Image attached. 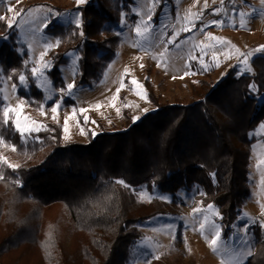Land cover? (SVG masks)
Segmentation results:
<instances>
[{"label":"trees","instance_id":"16d2710c","mask_svg":"<svg viewBox=\"0 0 264 264\" xmlns=\"http://www.w3.org/2000/svg\"><path fill=\"white\" fill-rule=\"evenodd\" d=\"M87 10L92 13L83 17L82 35L73 24L54 22L47 28L59 41L51 51L56 83L70 51L79 54L78 86L102 80L116 57L121 41L117 17L107 2ZM6 29L0 22V38L11 34L3 33ZM16 36L14 31L10 39ZM20 60L2 42L4 71L19 68ZM253 83L258 92H250ZM201 85L204 90H197L198 98L189 104H162L149 91L156 110L137 123L128 121L123 131H104L88 142L63 144L62 130L54 123L25 142L11 120L3 123L0 109V137L17 151L13 164L7 161L18 166L0 163V263L32 264L37 254L46 264H127L133 243L142 236L138 224L174 213L159 199L141 202L133 189L144 185L174 193L183 185L200 184L228 234L249 194L250 133L264 121V52L251 60L249 72L238 76L232 70L216 84ZM77 249L80 256L73 254ZM248 264H264V241Z\"/></svg>","mask_w":264,"mask_h":264},{"label":"rangeland","instance_id":"374dc122","mask_svg":"<svg viewBox=\"0 0 264 264\" xmlns=\"http://www.w3.org/2000/svg\"><path fill=\"white\" fill-rule=\"evenodd\" d=\"M99 1L107 2L109 12L118 19L116 31L121 41L115 59L102 80L78 86L79 54L70 51L67 55L69 62L59 68L60 81L56 83L51 75L55 67L51 51L57 47V39L47 33V28L54 22L76 25L75 21L81 19L83 23L87 7L97 5ZM261 2L156 0L153 6V0H85L84 3H78V0H0V17L5 18L0 22L7 27L3 33L17 31L15 40L10 39L11 34L0 38V46L7 41L16 50L22 64L9 74L0 64V97L4 105L20 112L22 126L37 128L32 134L36 135L35 138L48 123L60 126L63 144L88 142L104 131H123L128 121L137 123L156 110L149 91L159 97L162 104H189L198 98L199 91L204 90L202 81L216 84L232 70L238 76L249 72L251 60L262 53L256 49L264 46V36L247 33L256 26L251 16L264 20ZM9 7L15 11H8ZM58 7L62 8L61 11ZM234 9L237 13L246 14L244 27L240 26L239 16L233 23ZM217 10L219 14H215ZM87 13L91 15L92 12L89 10ZM149 14L151 22L147 21ZM192 21L195 23L189 29ZM214 21L223 23L215 24ZM146 23L147 32L144 31ZM222 25H227L230 30L219 32ZM137 26L141 28V35L135 31ZM209 33L219 41L230 43L226 47L218 40L209 39ZM48 44L53 47L49 49ZM236 49L246 56L251 53L247 56V63H242L245 57H238ZM225 52L230 53L231 58L225 56ZM193 57L200 59L197 61ZM33 67L39 72L33 74ZM13 75L16 77L13 78ZM21 75L26 77L23 85L19 83ZM133 79L146 89L147 100L135 94L131 84ZM73 82L75 87L71 94L60 92L66 84ZM21 100L23 105H20ZM56 104L59 107L53 113L51 108ZM10 115L14 116L13 113ZM125 115H129V119L126 120ZM65 126L67 132L64 131ZM32 136L27 141L32 140ZM250 139L246 184L249 194L242 200L229 233L225 234L220 211L213 202L206 201L207 195L200 184L183 185L174 193L149 189L144 185L133 189L141 202L149 204L159 199L167 202L174 209L170 207L168 211L174 213L159 214L138 224L142 236L133 243L127 264H152L155 261H160V264H236V258L243 254L239 239L245 235L242 230L244 225H248L250 242L255 241L251 254L241 262L248 264L257 251L258 242L264 241V228L260 226L264 222V121L251 131ZM13 152L16 154L17 151H13L12 146L0 145V156L3 154L5 160H10L12 164V157L17 158ZM209 205L213 207L209 208ZM201 223H205L203 232L200 230ZM213 225L220 231L218 250L215 252L209 244L214 237ZM80 251L77 249L73 254L79 255ZM34 255L32 264H46L44 258ZM22 264L31 263L24 260Z\"/></svg>","mask_w":264,"mask_h":264},{"label":"snow or ice","instance_id":"6c2138e0","mask_svg":"<svg viewBox=\"0 0 264 264\" xmlns=\"http://www.w3.org/2000/svg\"><path fill=\"white\" fill-rule=\"evenodd\" d=\"M84 2H85V0H78V3H84ZM155 3H156V0H153V6H155ZM262 3H264V0H262ZM205 7H207V4H205ZM8 11H10V12H14L15 9L9 7ZM233 13H234V16H233V23L235 24V17H236V16H239V19H240V21H241L240 26H241V27H244V23H243V22H244V20H245L246 14H245L244 12H238V13H237V12H235V9L233 10ZM215 14H219V11L217 10ZM79 15H80V14H77V16H79ZM0 19H5V18H4V17H0ZM13 19H15V17H13ZM151 19H152L151 14H149V15H148V18H147V21H148V22H151ZM194 23H195V21H192V22L189 23V26H188L189 29H191V27L194 25ZM213 23H215V24H222L223 22H222V21H214ZM75 24H76V27H77V28H80V29H81L80 34L82 35V34H83V32H82V28H83L82 20H81V19H77V20L75 21ZM9 26H11V21H9ZM148 30H149V29H148V23H146V24H145L144 31L147 32ZM135 31H136L137 35H141V34H142V33H141V28H140L139 26L136 27ZM208 37H209V39H213V40H218V41H219V38L212 37L210 33L208 34ZM172 42H174V41H172ZM219 43L224 44V45L227 47L228 44H229L230 42H227V41H219ZM58 44H59V41H56V45H57V46H58ZM47 47L50 49V48L53 47V45H52V44H48ZM256 51H257V52H264V46H261L259 49H256ZM236 52H237L238 57H245V59L242 61V63H247V62H248V61H247V56H250L251 53L247 54V56H246V54L240 52L239 49H236ZM223 54H224L225 56H228L229 58H231V57H230V53L225 52V53H223ZM43 55H44V54L42 53V54H41V60H43ZM214 55H215V54H214ZM193 59H196L197 61H199L200 58H199V57H193ZM162 65H163V62H161V66H162ZM141 67H143V65H141ZM190 67H191V65L189 64V68H190ZM204 67L207 68V65H204ZM31 71H32L33 74H36V73L39 72V69L33 67V68L31 69ZM192 74H195V73H192ZM186 75H187V73H186ZM175 78H176V77H174V79H175ZM181 78H184V77H181ZM19 83H20L21 85H23V84L26 83V77H25L24 75H21V76L19 77ZM131 84L134 86L135 94H136L137 96H139L141 99L147 100V92H146V89H143L142 86L139 84V82H138L137 80H135V79L131 80ZM14 87H15V86H14ZM74 87H75L74 82H73V83H68V84L65 85L64 88L60 89V92L63 93V92H65V91H67L69 94H71V91H72V89H73ZM249 89H250V92H258V91H259V89L257 88V86H256L254 83L249 85ZM118 91H119V90H118ZM23 103H24V101L21 100V101H20V105H23ZM114 106H115V105H113V107H114ZM18 107H19V106H18ZM58 107H59V104L54 105V106L51 108V111H52L53 113L57 112ZM98 107H99V106H98ZM0 109H2L3 123H4L5 125H7L8 122H9V120H11L14 129L20 134L22 140H24L25 142L27 141V139H28L29 137L32 136V134H33L34 132L37 131V128H35V127L29 128V127H27V125H25V126H22V125H21V121H20V118H19V117H20V112L17 111V109L12 108L10 105H7V104H5V105H0ZM74 111H75V109H74ZM81 111H85V110H81ZM145 111H147V110L145 109ZM10 113H13L14 116H11ZM54 118H55V117H54ZM134 119H138V117H135ZM86 122H87V121H86ZM66 123H67V122H66ZM64 131H65V132L68 131L67 126H65ZM37 138H38V137H37ZM0 145L6 146V147L9 146L8 144H6V143L4 142L3 137H0ZM12 150H13V151L16 150L14 146H12ZM0 163L7 164V166L10 167V168L18 167V166H14V165L9 164L8 161L5 160V159H3L2 157H0ZM2 179H3V173H2V171H0V180H2ZM118 182H119V183H123V181H118ZM16 183H17L18 185L20 184V182H19V178H18V177H17V179H16ZM20 186H22V185H20ZM124 186H125V187H129V186L126 185V184H125ZM212 207H213L212 205H209V208H212ZM262 207H264V206H262ZM196 211H199V209H197ZM205 222H206V218H205ZM260 226H261L262 228H264V222H262ZM204 228H205V223H201V224H200V230H201L202 232L204 231ZM213 230H214V237L211 238V239L209 240V244H210V246L213 248V251L215 252V251L218 250V241L220 240V231H219L218 228L215 227V225H213ZM242 230H243V232L245 233V235L242 236V237H240V239H239V243H240V245H241V249L243 250V254L240 255V256H238V257L236 258V264H241V262L245 259L246 255H250V254H251V251H252V249H253V247H254V244H255V241H254V240H252V241L250 242V235H251V234L248 232V225H244L243 228H242ZM157 258H158V257H157Z\"/></svg>","mask_w":264,"mask_h":264},{"label":"crops","instance_id":"0c3cea01","mask_svg":"<svg viewBox=\"0 0 264 264\" xmlns=\"http://www.w3.org/2000/svg\"><path fill=\"white\" fill-rule=\"evenodd\" d=\"M252 2H250V3H252ZM261 5L264 6V3L261 2ZM256 9H258V8H256ZM249 16H251V15H249ZM251 17L255 19L256 26L254 25L253 28L249 27L250 29H249V31H247V33H250L253 36H258V37L264 36V20L259 19V16H256V15H253ZM251 17H249V18L251 19ZM226 30L229 31L230 29L228 28L227 25L226 26L222 25L221 28L219 29V32H225ZM240 32H241V30H240Z\"/></svg>","mask_w":264,"mask_h":264},{"label":"built area","instance_id":"2783aa9c","mask_svg":"<svg viewBox=\"0 0 264 264\" xmlns=\"http://www.w3.org/2000/svg\"><path fill=\"white\" fill-rule=\"evenodd\" d=\"M253 0H247V2H252Z\"/></svg>","mask_w":264,"mask_h":264}]
</instances>
